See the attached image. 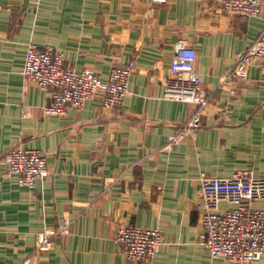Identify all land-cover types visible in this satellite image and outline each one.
<instances>
[{
    "label": "crops",
    "instance_id": "crops-1",
    "mask_svg": "<svg viewBox=\"0 0 264 264\" xmlns=\"http://www.w3.org/2000/svg\"><path fill=\"white\" fill-rule=\"evenodd\" d=\"M263 29L264 14L232 15L220 0H0V264H264L212 259L198 244L200 176L264 178V78L251 66L246 79L223 85L236 53ZM30 43L102 77L133 61L128 96L117 109L97 97L44 114L48 92L22 78ZM178 47L195 49L210 100L202 128L170 149L194 112L163 94ZM20 146L47 158L50 175L33 188L7 174V155ZM66 218L75 219L70 234L37 252V237ZM120 225L160 229L154 258L129 262L114 245Z\"/></svg>",
    "mask_w": 264,
    "mask_h": 264
},
{
    "label": "built area",
    "instance_id": "built-area-1",
    "mask_svg": "<svg viewBox=\"0 0 264 264\" xmlns=\"http://www.w3.org/2000/svg\"><path fill=\"white\" fill-rule=\"evenodd\" d=\"M167 0H154L155 3ZM224 12L245 17H261L264 0H220ZM22 71L24 81H33L48 92L50 102L44 114L62 116L69 110L81 109L89 101L101 97L104 110L117 109L130 91L131 76L136 64L114 65L102 77L92 69L75 70L68 66L63 52L41 49L30 43ZM196 51L192 47L175 50L169 74L162 81L167 100L189 103L194 106L192 116L168 138L166 147L172 149L182 139L202 128L208 93L203 89V77L196 69ZM235 66L224 80V86L235 79H246L251 66H257L264 78V29L245 50L236 53ZM156 67H153L155 70ZM228 84V85H227ZM236 92L230 91L235 97ZM7 174L14 175L20 186L33 188L38 180L50 175L47 158L37 148L13 147L7 155ZM104 193V192H103ZM102 194H92L94 201ZM200 208L202 232L198 244L205 247L212 259L223 258L234 262H251L264 259V178L253 170L237 171L230 178L200 176ZM225 205L223 207L222 205ZM74 218H66L54 231H44L36 240L37 252H47L55 236L70 234ZM163 243L162 231L136 225H120L114 245L133 262H149Z\"/></svg>",
    "mask_w": 264,
    "mask_h": 264
},
{
    "label": "rangeland",
    "instance_id": "rangeland-1",
    "mask_svg": "<svg viewBox=\"0 0 264 264\" xmlns=\"http://www.w3.org/2000/svg\"><path fill=\"white\" fill-rule=\"evenodd\" d=\"M160 248V247H159Z\"/></svg>",
    "mask_w": 264,
    "mask_h": 264
}]
</instances>
